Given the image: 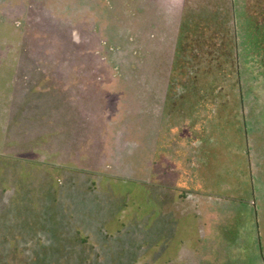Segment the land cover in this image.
Masks as SVG:
<instances>
[{
  "label": "rangeland",
  "instance_id": "374dc122",
  "mask_svg": "<svg viewBox=\"0 0 264 264\" xmlns=\"http://www.w3.org/2000/svg\"><path fill=\"white\" fill-rule=\"evenodd\" d=\"M185 6L0 0L3 264L44 233L100 264H264V57L237 64L231 0ZM20 75L22 101L59 109L39 102L38 145L3 136Z\"/></svg>",
  "mask_w": 264,
  "mask_h": 264
},
{
  "label": "trees",
  "instance_id": "16d2710c",
  "mask_svg": "<svg viewBox=\"0 0 264 264\" xmlns=\"http://www.w3.org/2000/svg\"><path fill=\"white\" fill-rule=\"evenodd\" d=\"M232 3V12L229 13V21L234 19V38L237 50V64L240 63L239 60H242L244 64L252 61V64L255 62L262 64V58L264 57V0H231ZM185 6V9L182 14V18L179 24V34L177 36L176 49L180 48L182 38L186 36V31L189 28L191 21H194V14L191 13V8ZM233 46V47H234ZM177 53V50H176ZM175 58L179 60L177 54H175ZM260 64V65H261ZM254 65V64H253ZM180 69L178 65V61L173 62V66L171 68V73L173 70ZM260 74V73H259ZM24 76L20 75L17 80L14 82L16 87L18 86V90L15 91V99H17V105L13 109H9V113L7 116V124L5 129L3 130L4 139L6 135L17 133L20 137L21 133L26 134V130L28 131L29 137L34 145H38L39 139L42 135V128L45 126L50 127V125L44 124V118L40 113V105L42 104L41 97L36 99V104L30 103L26 104V102L22 101L23 99V91L27 88V84H24L23 81ZM176 76L171 75L170 85L169 87H175ZM186 86H183L184 89ZM180 88V87H179ZM22 101V102H21ZM38 102V104H37ZM19 103V105H18ZM46 102H43L42 105H46ZM54 102H49L50 112L54 114L53 118L49 120L50 123H56L57 116H59V109L54 106ZM32 105V106H31ZM20 106V107H19ZM13 111V112H12ZM27 113V114H26ZM13 118V119H12ZM15 119V120H14ZM14 120V121H12ZM48 122V121H47ZM13 123V124H12ZM11 126H14L13 129ZM50 129H48L49 131ZM9 137V136H8ZM58 221V219H57ZM9 239L3 238L0 241V250L9 251ZM60 238L56 235L44 233L43 237H41L40 243H32V246L29 249L25 250V254L27 255L25 263L26 264H96L102 263L101 260L105 262L106 259L98 258V254L91 252L80 245H76L73 250H68L67 253L63 251V249L59 246ZM77 244V243H76ZM106 244L104 243V246ZM42 246V248H40ZM61 248V249H60ZM130 248L131 250H120L114 253L116 254V259L121 257H127L130 259L131 253L138 256H143L144 252H136L134 248ZM126 249V248H125ZM106 251V249H104ZM104 251V252H105ZM23 253V254H24ZM95 255V256H94ZM131 260V259H130ZM1 264L3 262L0 259ZM24 262V261H23ZM131 264V263H128ZM133 264V263H132Z\"/></svg>",
  "mask_w": 264,
  "mask_h": 264
},
{
  "label": "water",
  "instance_id": "95a60500",
  "mask_svg": "<svg viewBox=\"0 0 264 264\" xmlns=\"http://www.w3.org/2000/svg\"><path fill=\"white\" fill-rule=\"evenodd\" d=\"M167 7H173L181 14L185 0H162ZM179 26V23H178Z\"/></svg>",
  "mask_w": 264,
  "mask_h": 264
},
{
  "label": "flooded vegetation",
  "instance_id": "af4514ba",
  "mask_svg": "<svg viewBox=\"0 0 264 264\" xmlns=\"http://www.w3.org/2000/svg\"><path fill=\"white\" fill-rule=\"evenodd\" d=\"M186 2V0H185ZM184 6H185V3H184ZM173 87H169V85H166L164 88H163V93L165 94V97H164V100L166 99V96L168 97L169 96V92L170 90L172 89ZM171 93V92H170Z\"/></svg>",
  "mask_w": 264,
  "mask_h": 264
},
{
  "label": "crops",
  "instance_id": "0c3cea01",
  "mask_svg": "<svg viewBox=\"0 0 264 264\" xmlns=\"http://www.w3.org/2000/svg\"><path fill=\"white\" fill-rule=\"evenodd\" d=\"M185 3V2H184ZM184 7V6H183Z\"/></svg>",
  "mask_w": 264,
  "mask_h": 264
}]
</instances>
